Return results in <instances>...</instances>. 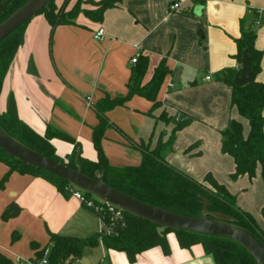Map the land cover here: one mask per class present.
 Instances as JSON below:
<instances>
[{"label":"crops","instance_id":"crops-1","mask_svg":"<svg viewBox=\"0 0 264 264\" xmlns=\"http://www.w3.org/2000/svg\"><path fill=\"white\" fill-rule=\"evenodd\" d=\"M174 1L180 6L170 11ZM202 1L121 0L104 11L102 21H92L80 12L75 24L57 26L51 43L50 24L43 14L29 20L24 41L2 82L0 111L12 97L17 116L34 131L43 134L47 126H53L81 145L83 157L95 160L91 139L92 128L98 123L95 103L105 94L127 93L131 57L147 55L144 82L164 58L171 73L157 93L160 107L150 114L152 102L133 95L105 112L110 123L101 140L105 156L115 167L137 165L141 161L138 144L149 142L154 147L159 139L166 140L173 128L172 122L156 119L161 110L175 118L182 113L193 117L177 130L162 156L197 180L211 172L235 196L239 208L264 229V185L259 166L252 179L247 175L232 179L233 159L221 152V131L229 120H239L244 135L249 124L231 106L230 86L218 78L223 69L241 67L235 41L244 20L256 32L254 45L262 57L255 77L264 82V0ZM81 5L93 8L89 3ZM99 27L103 28V39L93 36ZM30 60L34 72L28 68ZM178 67L181 71L176 83L173 79ZM51 142L60 156L74 147L58 138ZM8 170V164L0 160V253L8 259L36 257L35 252L49 242L50 233L86 238L101 230L96 212L71 193L60 192L41 175L16 170L1 183ZM167 239L168 254L154 246L137 254L131 263L125 252L99 244L100 258L87 246L81 257L68 264H96L103 259L107 264H215L200 243L183 248L173 232L167 233Z\"/></svg>","mask_w":264,"mask_h":264},{"label":"trees","instance_id":"trees-1","mask_svg":"<svg viewBox=\"0 0 264 264\" xmlns=\"http://www.w3.org/2000/svg\"><path fill=\"white\" fill-rule=\"evenodd\" d=\"M25 1L27 0H0V24L18 10ZM120 1L75 0L70 4L71 0H63L57 5L53 0H49L39 13L43 14L46 22L50 24L49 40L51 43L54 29L59 25L75 24L74 19L80 12L92 21H102L104 11L118 6ZM195 1L203 2L202 0ZM82 3H89L93 8H84ZM27 23L18 26L0 43V93L3 87L2 82L15 58V53L24 41ZM240 31L241 34L235 41L236 57L240 62L242 52L247 48L251 62V81L244 85L233 83L234 77L240 73V66L237 70L223 69L218 74V78L230 86L231 106L235 107L239 115L247 120L249 131L244 135L241 122L230 119L228 126L221 131V152L230 155L233 159L232 179H237L241 175H247L249 179H252L259 166L264 185V82L257 81L255 77L261 69L262 52L254 45L256 32L250 30L244 20H241ZM147 63V55L138 54L136 61L132 63L127 93L124 96L114 97L105 94L95 103L94 111L97 114L98 123L92 128L91 136L96 151L95 160L83 157L81 145L69 134L67 135L53 126H47L43 134L34 131L17 116L16 103L12 97L8 99L5 110L0 111V127L21 144L39 151L51 160L103 181L115 190H120L144 203L192 217L202 216L204 211V215L208 219L214 218L215 214H222L228 217L229 222L253 233L264 245V229L249 212L239 208L235 196L229 192L226 186L220 184L211 172L207 173L202 180H197L180 169H176L162 156L163 149L173 143L177 130L192 122L193 117L182 113L175 118L172 115H166V112L161 110V114L156 119L173 123V128L167 139H159L154 147H151L149 142L138 144L141 161L137 165L115 167L110 164L101 144L106 127L110 125L105 112L114 106L123 105L133 95L145 97L152 102L148 112L150 114L153 109L161 105V101L157 100V93L165 76L171 71L165 64V59L162 58L151 77L144 82L143 78L148 68ZM28 68L34 72L31 60ZM53 138L72 143L74 145L72 151L65 156L58 155L55 145L51 142ZM0 160L9 166L1 183L7 179L11 171L16 170L21 174L41 175L66 195L71 193L69 187L74 186L60 176L19 161L1 148ZM83 194L85 198L104 206L100 211L95 210L93 206L90 207L96 212L99 220L104 222L106 228H109V231L104 228L86 238L50 233L49 242L35 252L36 258L40 259L44 255V250L48 248V264H68L72 259L81 257L85 247L102 244L107 249L125 252L128 261L132 263L137 254L154 246H159L164 254H168L170 250L167 233L173 232L179 246L183 248L200 243L205 253L213 257L215 264H257L243 246L241 247L230 239L162 227L151 220L142 219L125 211H122L123 222L115 221L103 202L99 203V200L88 192H83ZM206 202L208 203L205 206ZM261 215L264 218V205L261 208ZM32 246L38 247L35 243H32ZM0 264L15 263L0 253Z\"/></svg>","mask_w":264,"mask_h":264},{"label":"water","instance_id":"water-1","mask_svg":"<svg viewBox=\"0 0 264 264\" xmlns=\"http://www.w3.org/2000/svg\"><path fill=\"white\" fill-rule=\"evenodd\" d=\"M49 0H27L18 10L8 16L0 24V43L18 26L28 22L38 14ZM241 69L239 75L234 77L233 83L244 85L251 81V62L245 48L241 57ZM181 68L178 67L174 82H179ZM0 148L21 162L30 164L36 168L48 171L60 176L83 192H88L98 200L120 208L131 215H136L145 220H151L162 227L174 230H186L193 233L213 235L224 239H230L243 246L253 257L257 264H264V245L253 233L228 221V217L215 214L214 218H206L204 213L199 217L177 214L153 204L144 203L126 193L115 190L103 181H99L89 175L82 174L79 170L53 161L39 151L21 144L0 127ZM76 160V159H75ZM77 161V160H76ZM208 202L205 203V206ZM204 206V207H205ZM15 209V207L13 208ZM17 210V209H16ZM84 260V259H83Z\"/></svg>","mask_w":264,"mask_h":264},{"label":"built area","instance_id":"built-area-1","mask_svg":"<svg viewBox=\"0 0 264 264\" xmlns=\"http://www.w3.org/2000/svg\"><path fill=\"white\" fill-rule=\"evenodd\" d=\"M179 6H180V2L174 1V2H172V4H170L169 9H170V11H173V9H176ZM93 36L97 39H103V37H104L103 28L99 27L98 29H96ZM136 57L137 56L131 57L130 62L134 63L136 61ZM206 78H209V75H206ZM170 85L172 86V84H170ZM69 191H71V194L74 195L76 198H78L80 201H82L85 205H88L91 207L93 206L95 208V210L100 211L104 208V206H101L97 203H94L93 200L85 198L83 191H81L80 189H78L74 186H70ZM101 202H103V201L99 200V203H101ZM104 205L112 213L115 221H122L123 213H122V210L120 208H118V207L116 208L115 206H112L108 203H104ZM101 223H102V227H101V230H102V229L106 228V226H105L103 221H101ZM106 229H107V231H109V228H106ZM47 253H48V248L44 250V252H43L44 255L40 259H38L36 257L26 258V259H24L22 257H16L13 261L15 264H48V257H47L48 254ZM96 264H107V262L103 259Z\"/></svg>","mask_w":264,"mask_h":264},{"label":"rangeland","instance_id":"rangeland-1","mask_svg":"<svg viewBox=\"0 0 264 264\" xmlns=\"http://www.w3.org/2000/svg\"><path fill=\"white\" fill-rule=\"evenodd\" d=\"M53 1H54L55 4L59 5L63 0H53ZM38 17H42V14H41V13H38V14L34 15L33 18H32L31 20H33V19H37ZM163 111L166 112V115H169V112H168V111H166L165 109H163ZM93 252L97 255V257L100 258V256H101V255H100L101 252H100V247H99V245L93 247Z\"/></svg>","mask_w":264,"mask_h":264}]
</instances>
